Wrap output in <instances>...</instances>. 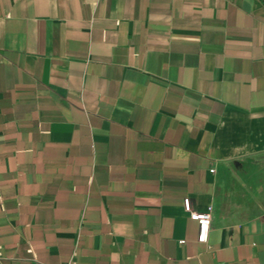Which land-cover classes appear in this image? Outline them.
<instances>
[{
  "label": "crops",
  "instance_id": "obj_1",
  "mask_svg": "<svg viewBox=\"0 0 264 264\" xmlns=\"http://www.w3.org/2000/svg\"><path fill=\"white\" fill-rule=\"evenodd\" d=\"M0 264H264V0H0Z\"/></svg>",
  "mask_w": 264,
  "mask_h": 264
},
{
  "label": "built area",
  "instance_id": "obj_2",
  "mask_svg": "<svg viewBox=\"0 0 264 264\" xmlns=\"http://www.w3.org/2000/svg\"><path fill=\"white\" fill-rule=\"evenodd\" d=\"M214 169H211L213 172ZM184 208L189 213L191 219L196 220L198 223V241L204 242L207 239L208 229L211 223V210L212 206L209 205L205 211H197L192 208L190 199L184 198L183 200Z\"/></svg>",
  "mask_w": 264,
  "mask_h": 264
}]
</instances>
